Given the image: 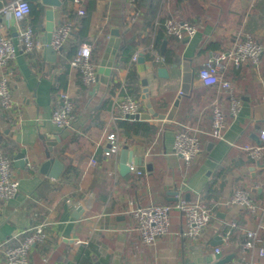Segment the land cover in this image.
Returning <instances> with one entry per match:
<instances>
[{
    "label": "crops",
    "instance_id": "crops-1",
    "mask_svg": "<svg viewBox=\"0 0 264 264\" xmlns=\"http://www.w3.org/2000/svg\"><path fill=\"white\" fill-rule=\"evenodd\" d=\"M12 1L0 0V10ZM197 1L205 10L204 14H190L197 31L190 38L170 42L180 48L178 67L164 63L167 45L163 54L161 44L159 49L151 50L157 65L143 53L152 48L158 24L155 20L150 34L144 15L154 3L169 14L176 12L174 2L138 0L135 5L138 9L129 11L130 16L133 12L140 16L135 18L139 20L135 33L140 35L137 50L144 57L143 63L136 61L140 76V120L154 124L157 130L149 137L137 135L126 140L116 126L118 112L112 105L115 95L123 94L118 92L119 86L123 84L126 88L129 63L116 61L118 48L110 74L100 73L99 68L111 30L118 29L121 44L125 31L119 26L124 13L131 8L129 3L134 5L130 0H61L59 7L51 8L33 0L43 7L33 31L34 48L30 53L17 54L11 61L13 108L10 111L0 108V141L9 139L16 143L17 152H23L26 159L24 165H16L17 152L12 155L18 191L9 199H0V264L3 246L9 241L17 242L24 230L40 222L45 224L47 237L30 251L31 264H212L227 254L233 255L229 264H264V255L258 252L264 242L245 249L238 248L239 242L223 238L226 235L223 229L231 222L242 233L255 230L259 223L264 226V212L248 214L229 202L237 187L248 190L254 200H260L258 194L264 187V162L250 159L241 149L247 143L258 144L254 137L260 142L264 129V0ZM80 7L84 9L83 15L77 13ZM47 9H52L53 26L67 21L73 25L62 50L54 53L45 47ZM84 18L86 25L81 33L79 21ZM26 24L30 25V16L16 20L0 11V29L6 36L14 37L18 26ZM248 34L263 47L259 70L246 62L239 67L227 63L220 72L230 81L231 95L238 102L232 112L230 93L202 85L197 70L212 53L229 49L237 35ZM98 38L104 41V48L96 64L97 80L85 92L66 53L72 42L77 43V48L82 42L90 43L92 51H96ZM209 41L219 42L220 47L205 49ZM158 66L167 68V77L156 75ZM60 77L64 85L52 93ZM143 78L147 80L145 98L141 97ZM115 83L111 92L110 86ZM183 83L185 92L180 93ZM61 92L67 93L77 106L74 124L63 130L50 120ZM214 103L220 106L226 123L221 138L210 135ZM149 108L159 117L153 116ZM179 130L196 131L200 141L201 152L190 164L172 150L174 134ZM111 132L118 138L119 151L127 144L133 156L140 159L137 166L143 171L141 175L131 171L120 174L119 151L104 157L107 135ZM47 141H55L51 156L63 164L56 179L39 172L40 164L46 160ZM91 157L97 160L95 165L88 163ZM186 193L191 201L204 198L212 201L214 217L203 233L196 239L187 237L181 214L172 209L177 214L171 221L170 213L169 231L153 245L143 243L129 212L130 202L175 203L177 195L186 198ZM77 212L78 218L73 215ZM217 235L222 242L214 246L211 241ZM216 247L220 248L219 253L215 252Z\"/></svg>",
    "mask_w": 264,
    "mask_h": 264
},
{
    "label": "built area",
    "instance_id": "built-area-1",
    "mask_svg": "<svg viewBox=\"0 0 264 264\" xmlns=\"http://www.w3.org/2000/svg\"><path fill=\"white\" fill-rule=\"evenodd\" d=\"M79 2V0H74ZM134 0H130L133 2ZM4 14L13 16L16 20H23L29 16L30 4L27 0H14L5 5L0 10ZM79 15L84 14V9L80 7L77 10ZM136 13H132L131 19ZM165 33L179 40L192 37L197 28L188 21L177 19H167L164 23ZM73 25L71 22L58 23L53 26L51 31L50 45L55 51H61L67 42ZM34 48L33 29L30 25H19L14 37L6 36L0 29V108L3 111H10L13 108V101L10 94V81L13 76L11 61L17 54H27ZM140 54L136 50L130 61H137ZM263 47L251 35H237L231 47L227 50H221L212 53V55L197 70V77L204 86H216L230 93L232 100V112L237 109V100L231 95L232 85L229 80L223 78L221 70L225 64L230 63L234 67H239L248 62L255 71H258L262 62ZM92 47L90 43L82 42L79 44L75 54L70 59V65L77 69L81 74V79L87 86L93 85L97 80V68L91 60ZM158 60V56H156ZM118 92L113 99V110H117L118 118L133 119L132 117L140 112L138 100L132 96L121 84ZM181 93V92H180ZM51 122L59 129L71 127L76 120L74 104L69 95L65 92L59 93L55 106L50 115ZM226 123L220 106L216 103L213 105L211 118L210 135L215 138H221ZM108 146L103 152L104 157L116 155L120 148V143L115 133L107 135ZM260 142L263 144H244L241 149L247 156L259 161L263 156L264 149V129L260 133ZM174 153L179 155L186 164H190L201 152V146L196 131L179 130L174 134L172 145ZM97 160L93 157L89 159L90 165H95ZM11 158L5 155L0 149V199H9L13 197L19 187L18 180L14 177L11 167ZM129 171L136 175L143 173L133 161L127 163ZM229 202L252 213L260 211L248 190L237 187L229 198ZM177 210L185 225L184 234L191 238H198L207 228L210 220L214 217V211L201 200H186L182 195H177L176 202L170 204H149L139 205L130 202L129 212L135 220L137 231L143 243L153 245L156 240L169 231L171 210ZM236 227L235 222L229 223V228ZM263 227L259 223L257 228L246 232V239L242 246L245 249L251 248L258 241L257 232ZM229 229L226 230L224 240L228 238ZM47 237L44 222L35 224L21 233V238L14 244L3 247L2 264H31L29 259L30 251ZM215 252L219 253L220 248L216 247ZM259 255H264V247L258 249ZM263 264V263H254Z\"/></svg>",
    "mask_w": 264,
    "mask_h": 264
},
{
    "label": "trees",
    "instance_id": "trees-1",
    "mask_svg": "<svg viewBox=\"0 0 264 264\" xmlns=\"http://www.w3.org/2000/svg\"><path fill=\"white\" fill-rule=\"evenodd\" d=\"M27 1L30 4V13H29L30 25L32 26V29L34 31L35 27L39 23V19L42 14L43 7L41 5L34 4L33 0H27ZM172 1L176 5V12L169 14L168 12H166L165 8L163 11V8H161L163 6H160L157 3H154V4L152 3L153 6L149 9V11L143 17L144 23L147 26L148 32L150 34L153 32L155 20L158 23L157 28L155 29L156 32H155L154 40L151 46L152 48L145 49L143 52L146 59H149V60L152 59L153 63L156 65H157V62L154 61L150 53H151V50L159 49V46L164 39L166 40V45H167L165 48L164 55H163L164 63L168 64V63L178 62L180 48L179 46H175L174 44H171L170 42L175 39H176L175 41H179V39L172 37V36H168L165 33L164 23L166 19L173 17L180 21H188L190 23H194V21H192L193 19L190 14H192L193 16V15L204 14L205 12V10L198 5L197 0H172ZM137 3H138V0H134L132 2L134 6H131V4L129 3L131 8L128 7L129 10L126 11V13H124V16L122 18V25L119 26V28L122 31H125V33L123 35L122 42L118 49L116 61L121 64L129 63V70L126 76V88L128 92L138 100L139 93H140V76L136 69V61L135 62L130 61V58L132 54L140 46V37H139L140 35L138 33H135L136 32L135 30L139 27L138 26L139 20L137 21V19H139L140 16L138 15V13H136L134 15V18L131 19L132 16L128 14L131 9L134 11L138 9L137 6L135 7ZM135 18L137 19L135 20ZM79 22H80V27H81L80 32L83 33L85 30L86 19L84 18L83 20H80ZM204 47L205 49H216V48H219L220 45H219V42L217 41L216 42L209 41L204 45ZM103 48H104V41L98 38L97 45L95 46L96 51H92V56H91V60L95 65L97 64L98 59L102 54ZM69 49L70 50L66 53V56L68 59H70L75 54L77 50V43L72 42ZM77 72H78V84L83 91L87 92L88 90H90L91 86H87L86 84H84L81 79L80 72L78 70ZM63 85H64V79L63 77H60L59 84L52 87V93H55L59 89H62ZM115 85L116 83L110 86L111 92H113ZM73 104H74V112L76 113L77 106L75 102H73ZM116 126L118 127L120 133L125 137L126 140H129L137 135L138 136L144 135L145 137H149L151 134H153L157 130V126H155L154 124L149 123L148 121L140 120V119L135 120V119H127V118H117ZM259 144L262 145L263 143L259 142ZM0 149L5 155L12 158V155L18 151V146L13 141L9 139H5L2 142L0 141ZM260 161L264 162V149H263V156L260 159ZM206 191H207V197L209 198L211 196L210 187ZM258 196L260 200H254V199L253 200L258 206V208H260V211L264 212V187H263V191L260 194H258ZM208 198H204L201 200L205 202L209 208H212L213 206L212 201L210 202ZM173 203L174 202H168L167 204L173 205ZM243 211L247 212L248 214H252V215L255 214V213L248 211L247 209H244ZM228 229H229L228 241H231V242L237 241L239 242L237 245L238 248H242V244L246 239V233H242L238 229L236 230L235 227L230 229L229 226L224 227L223 232H225ZM263 233H264V226L260 228L257 232V237L259 240L256 241L255 246L263 245V242H264ZM14 243L16 242L9 241L3 247H7ZM227 251L229 252L231 251V249Z\"/></svg>",
    "mask_w": 264,
    "mask_h": 264
},
{
    "label": "water",
    "instance_id": "water-1",
    "mask_svg": "<svg viewBox=\"0 0 264 264\" xmlns=\"http://www.w3.org/2000/svg\"><path fill=\"white\" fill-rule=\"evenodd\" d=\"M40 2L45 5L49 6L51 8L53 7H59L61 5V0H40ZM53 29V14H52V9H47L46 10V25L44 27V30L46 31L47 38L45 40V47L47 51L51 50L52 53H54V49L50 45V38H51V31ZM120 45V37H119V31L116 28H113L110 33V37L107 42V46L105 48V52L103 54L102 60L100 62V68L99 72L108 76L111 72V68L113 65L114 57L117 52V49L119 48ZM166 45V40H163L160 46V51L163 54L164 52V47ZM138 63H143L144 62V57L142 54H139L137 58ZM179 65L177 63L173 64V67H178ZM149 66H147L148 68ZM156 75L158 77H167L168 76V71L167 68L164 66H158L156 68ZM143 89H142V98H145L148 95L147 91V80L145 78L142 79L141 81ZM181 93L185 92V85L184 83L182 84ZM149 112L156 117H159L154 111L149 108ZM163 115L160 116L162 118ZM133 119L138 120L140 119V114L137 113L133 117ZM257 143H259L258 139L254 137ZM47 149L45 151L46 155V160L40 164L39 167V172L47 175L50 178L56 179L63 170V164L56 158L51 156V148L52 145H55V141H47L46 142ZM133 161L135 164H140V159L138 157L133 156V153L131 150H129L128 145L124 144L120 151H119V172L121 175H124L126 173H129V167L127 165L128 162ZM26 162L25 159V154L21 151L17 152L16 155L14 156V163L24 165ZM257 165H260L259 162L256 163ZM263 166V165H262ZM149 168V167H148ZM186 200H188V193H186ZM79 211V210H77ZM75 217L78 218V212L73 214ZM222 240L219 235L215 236L211 244L214 246H217L221 244ZM232 254H227L224 257H221L217 259L214 263L212 264H229L232 258Z\"/></svg>",
    "mask_w": 264,
    "mask_h": 264
},
{
    "label": "rangeland",
    "instance_id": "rangeland-1",
    "mask_svg": "<svg viewBox=\"0 0 264 264\" xmlns=\"http://www.w3.org/2000/svg\"><path fill=\"white\" fill-rule=\"evenodd\" d=\"M251 32H253V31H251ZM176 214H177V213H176L175 211H172V212H171V221H172L173 218H175Z\"/></svg>",
    "mask_w": 264,
    "mask_h": 264
}]
</instances>
